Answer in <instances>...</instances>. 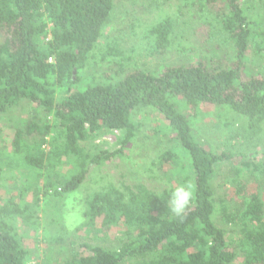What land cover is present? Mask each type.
I'll list each match as a JSON object with an SVG mask.
<instances>
[{
  "label": "trees",
  "instance_id": "1",
  "mask_svg": "<svg viewBox=\"0 0 264 264\" xmlns=\"http://www.w3.org/2000/svg\"><path fill=\"white\" fill-rule=\"evenodd\" d=\"M243 1L187 4L211 27L207 33L223 35L231 54L225 53L227 47H215L208 55L188 62L179 57L147 71L135 59L141 46L121 47L120 39L106 32L115 0H0V113L25 101L38 106L35 118L8 128L9 153L0 148V179H17L13 171L20 166L32 175L14 191L0 188V264L26 263L24 234L38 233L45 212L41 202L48 197L61 203L53 202L50 214L46 209L55 223L45 233L55 231L53 240L66 231L58 212L64 195L135 138L139 125L132 115L140 108L160 114L168 124L174 141L158 163H169L173 175L181 162L187 173L180 184L191 185L192 205L176 217L167 206L175 187L165 189L157 182L160 175L137 182L121 178L119 186L97 180L99 187L84 197L83 221L75 230L89 236L116 230L117 245L81 242L85 253L72 241L71 254L51 264H264V171L249 163L237 169L246 189L240 195L235 189L236 212L224 214L237 225L236 239H229L214 222L215 206L222 205L224 212L229 204L213 179L217 165L232 154L207 148L194 127L202 105L212 107L225 126L234 113L246 119L242 136L249 146L258 152L255 146L263 145L264 152V65H247L249 48L264 57V22H259L264 14L250 18L251 8L264 0L252 6ZM164 12L143 34L146 51L160 56L175 45L176 21ZM127 26L116 24L119 38ZM200 36L206 38L203 31ZM113 130L122 134L120 149L93 150L98 135Z\"/></svg>",
  "mask_w": 264,
  "mask_h": 264
},
{
  "label": "rangeland",
  "instance_id": "2",
  "mask_svg": "<svg viewBox=\"0 0 264 264\" xmlns=\"http://www.w3.org/2000/svg\"><path fill=\"white\" fill-rule=\"evenodd\" d=\"M191 1L192 0H115V9L111 20L113 22L107 25L106 32L120 39L119 43L122 44L120 45L121 47L130 48L141 46L143 51L135 56V59L138 64L147 71H153L155 67L161 66L164 61L173 62L179 57H184L186 62H188L197 56L208 55L209 51L215 47H221V50L223 47H227L224 45L223 35L221 33L215 30L212 31L211 34L207 33L209 29L211 31V27L208 28L201 23L197 15L194 16L195 9L193 11V7L187 6ZM244 3H248L252 6L254 0H245L243 1V4ZM161 10H165L164 14L167 13L176 21L173 33L175 45L166 51L165 56L146 51L148 48L146 44L147 37H143V34L149 27L148 24L154 22L153 20L158 17ZM251 10V19H254L257 13L264 14V2H260L258 5L252 7ZM119 21H123L124 24L130 25L129 27L127 26V30L122 33L120 38L118 37L120 34L119 31H115L116 24ZM259 22L262 23L264 21L259 19ZM255 29L256 24L253 30ZM202 31L206 35L204 40H202L200 36ZM132 33L134 36H130ZM227 49L225 53L231 54L230 47H227ZM250 50L249 48L247 55L248 67L251 68V64L255 62L258 66L261 64L264 65V57L254 55ZM215 53L220 55L221 51H215ZM105 69L106 68H101L102 71H105ZM93 72V76L96 77V70ZM37 107L35 102L25 101L13 111L0 113L1 152L5 154L9 153V150H11V138L8 135V128L15 122L22 125L25 118L30 120L35 118L36 115L34 111L37 110ZM132 117L139 125L135 138L121 149V153H115V155L110 160L104 162L102 166L93 168L78 189L64 195L61 200L62 205L58 212L62 215V224H64L66 231H63L60 237H55L53 240L51 239V235H57L55 231L52 233L48 231L50 236L45 233L47 225L51 226L55 223L47 217L46 209H49L48 212L50 214L52 205L54 204L53 202H61L53 197H48L47 203L44 202V200L41 202V204L43 203V212L44 210L45 212L44 214L42 213V217H44L38 233L27 230L24 234L26 238L25 244L29 249V256L25 264H51L52 260L59 256L66 257L70 255L74 243H76V247L79 249L82 248L79 246L81 242L101 244L105 247H114L117 245L119 233L116 230H110V232L101 236L95 233L89 236L83 233L82 230H75L83 221V211L85 209L84 197L87 193H91L99 187L97 180L101 181V185L114 183L119 186L121 184V178L127 179L129 182H137L151 177L154 179L157 175H160L161 177L157 179V182H161L163 187L167 190L172 186L176 187L180 184L182 181L180 178L181 175H186L187 173L184 172V167L181 165V162L172 175L173 171L171 165L166 162L160 165L157 159L163 150L172 146L174 141L171 132L168 130V124L165 123L160 114L154 113V111L147 108L137 109ZM225 121L226 120L216 115V111L213 110L212 107L202 105L197 110L194 127L196 137H198L201 143L207 148L218 153L232 154V156L225 158V160H222V162L217 165V174L213 179V184L217 191L222 194L221 197L229 204V208L224 212L221 210L222 205L219 206L217 204L215 206L214 222L225 230L229 239H236L235 231L237 225L228 223L224 216L225 213L236 212L237 207L235 201L237 198L235 189H238V192H240L239 195L244 193L246 189L242 183L246 179L245 176H239V173L236 171L240 166L247 163L257 165L258 170L255 169L256 172H259V168L264 171V152H261V150H263V145L255 146L258 149L257 152V150H255L256 148L249 146L250 144L246 141L247 138L245 139V137L242 136V131L247 127L246 119L233 113L231 114V119H228L229 123L227 122V126L224 124ZM121 137V132L117 130L100 133L93 142V150L100 151L101 149L107 152L117 151L121 146L119 143ZM45 148L47 149L48 146L45 145ZM13 174L17 179H0V188H2V190L10 189L14 191L22 182H25L26 177H28V180L32 178L31 172L30 176H28V171L24 170L22 166L19 167V170H14ZM259 175H261V173ZM241 177L243 178L242 180L240 179ZM248 177L253 180L251 173H248ZM222 184H225V189L223 190L218 188L221 187ZM237 185H239V187H237ZM246 187L248 189V185H246ZM229 197H232L231 201H229ZM240 200L239 198V201ZM69 220H71V226H69ZM81 250L87 253V250Z\"/></svg>",
  "mask_w": 264,
  "mask_h": 264
},
{
  "label": "clouds",
  "instance_id": "3",
  "mask_svg": "<svg viewBox=\"0 0 264 264\" xmlns=\"http://www.w3.org/2000/svg\"><path fill=\"white\" fill-rule=\"evenodd\" d=\"M194 199L190 184H178L171 192L167 201L168 209L176 216L182 217L192 205ZM71 226V220H69Z\"/></svg>",
  "mask_w": 264,
  "mask_h": 264
}]
</instances>
